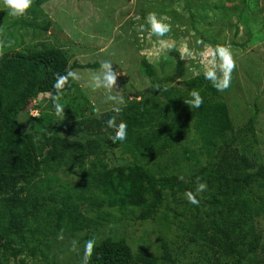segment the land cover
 I'll use <instances>...</instances> for the list:
<instances>
[{
    "label": "trees",
    "instance_id": "trees-1",
    "mask_svg": "<svg viewBox=\"0 0 264 264\" xmlns=\"http://www.w3.org/2000/svg\"><path fill=\"white\" fill-rule=\"evenodd\" d=\"M51 1L33 0L29 10ZM6 28L0 31V264H78L77 254L59 263L51 253L60 229L69 239L90 232L101 237L110 223H127L117 226L126 228L130 222H158L167 230L173 225L182 233L171 240L158 237L156 245H133L127 233L112 237L111 228L89 264H264V164L250 160L255 142L246 137L262 110L256 107L234 130L226 90L216 91L203 75L200 83L187 84L186 62L169 50L162 61L171 64L170 74L157 75L144 58L139 66L149 84L140 98L164 104L152 120L159 128H138L141 118L127 101L118 118L135 129L127 130L124 142H112L114 130L105 121L114 113H98L75 81L62 90L63 120L51 104L58 74L96 65L81 66L74 55L42 44L11 52L15 28L27 36L28 29L46 33L49 25L22 15ZM171 88L181 97L197 89L203 103L190 110L184 103L190 97L183 98L174 115L167 108L174 100L165 94ZM38 96L46 99L44 107L33 105ZM31 110L38 116L31 117ZM22 113L29 132L18 119ZM60 174L75 181H63ZM198 178L207 189L197 194L198 204H191L185 193H195ZM188 248L194 251L189 257Z\"/></svg>",
    "mask_w": 264,
    "mask_h": 264
},
{
    "label": "rangeland",
    "instance_id": "rangeland-1",
    "mask_svg": "<svg viewBox=\"0 0 264 264\" xmlns=\"http://www.w3.org/2000/svg\"><path fill=\"white\" fill-rule=\"evenodd\" d=\"M29 9L23 17L41 27L49 25L48 31L46 33L36 31L38 33L34 34L28 29L25 36L24 31L19 29L15 31V28L12 43L2 39V44L6 47L10 44L11 52L15 53L27 52L36 44L39 46L42 44L43 49L61 48L74 55L81 66L95 64V69L73 71L79 73L81 78L75 82L98 113L113 112V105L106 101L104 89L95 91L91 89L90 78L104 59L111 60L112 67L119 73L117 87L111 90L112 94L123 95L125 103L132 100L133 104L128 109L132 108V113L138 115L135 116L136 119L141 118L142 125L138 128L142 131L150 130L151 127L159 128L152 120L156 121L158 118L156 113L161 111L164 105L156 103L155 100L140 98L149 88L147 80L139 72L142 58L152 66L157 75L166 76L170 74L171 64L167 60L162 61V56L166 51L173 50L186 62L187 84L200 83L197 78L203 75L207 62L203 54L209 46L230 45L236 67L232 72L230 87L223 96L234 130L242 128L247 123L256 107L262 110L251 132L246 133V137L255 142L249 151L250 160L255 166L264 164V0H53L34 11ZM8 11L3 5V0H0V19H3L0 21V31L6 28L9 21L21 17H12ZM149 12H156L158 16L168 18L166 22L170 23L171 30L159 39L172 44L171 49L163 48L158 43V38L151 34L146 24ZM141 25H144L143 30ZM18 34L24 36L22 40ZM200 86L203 88L202 83ZM174 89L165 90V94L168 93V97L174 100L173 105L167 103V108L175 115L179 105L183 106L181 100L189 98V94L186 97L177 96ZM184 93L186 91L179 92ZM166 95L162 97V102H167ZM45 100L41 97L35 104L44 107ZM191 109L193 108L190 107ZM38 114L39 112L32 111L31 117ZM19 118L24 130L29 132L31 127L26 114H20ZM134 125H127V130L135 129ZM171 136L170 132L168 137ZM109 140L112 141L110 138ZM173 170H177L176 167ZM59 177L70 184L75 181L74 176L60 174ZM122 219L130 222L127 217ZM121 224L128 225L110 223V227H105L99 232L104 235L97 237V241L106 237V231L111 228L114 231L112 237L127 233L133 245L137 243L156 245L158 237L171 240L182 233V230L179 231L173 225L167 230L158 222L141 224L130 222L129 227L118 228L117 226ZM141 233L142 239H139ZM70 241L71 239L65 238L63 241L53 242L51 253L57 255L56 262L60 263L62 259L72 254L79 256L78 252L70 250ZM171 242L178 243L177 240ZM187 251L188 257L194 253L191 248ZM158 253L156 251L155 255Z\"/></svg>",
    "mask_w": 264,
    "mask_h": 264
},
{
    "label": "clouds",
    "instance_id": "clouds-1",
    "mask_svg": "<svg viewBox=\"0 0 264 264\" xmlns=\"http://www.w3.org/2000/svg\"><path fill=\"white\" fill-rule=\"evenodd\" d=\"M33 0H3V5L9 10L8 14L12 17H19L25 14V12L32 5ZM167 17L158 16L156 12H149L146 16V24L150 28L152 35L158 38V43L167 49L173 47L172 44L166 43L164 40L159 39L164 37L165 34L171 30L170 23L166 22ZM144 29V25H141V30ZM198 43H202L198 41ZM187 51V48H185ZM206 59V65L203 71V77L205 80L211 83V86L218 92H223L230 87L232 81V72L236 67V63L233 58L231 46L228 44H217L214 47L209 46V49L203 54ZM113 63L109 59H104L90 78V87L93 91L97 89H104L106 92L105 99L111 102L113 105L112 111L114 115L105 121L108 128L114 131L110 135L112 141L124 142L127 138V124L124 120L118 118V114L125 106V97L123 95H114L112 91L117 87L116 81L119 73L112 67ZM80 75L76 71H69L63 75H57L56 81L53 87L57 90L56 93L51 96V104L56 117L63 120V110L65 106L60 102L65 85L68 84L69 80L78 81ZM42 96H38L32 102L35 104L37 100H40ZM189 99L184 101L185 104L191 108H199L203 103V97L197 89H192L189 93ZM131 101L132 100H128ZM38 113L39 111L31 110V112ZM37 115V114H36ZM36 117V116H32ZM207 184L198 178L195 193L187 191L185 193L186 198L191 204H198L197 194L205 191ZM57 240L63 241L64 230L60 229L57 233ZM97 236L95 232L82 234L70 241V250L79 253L78 264H89L95 247L97 246Z\"/></svg>",
    "mask_w": 264,
    "mask_h": 264
},
{
    "label": "water",
    "instance_id": "water-1",
    "mask_svg": "<svg viewBox=\"0 0 264 264\" xmlns=\"http://www.w3.org/2000/svg\"><path fill=\"white\" fill-rule=\"evenodd\" d=\"M63 37V36H62Z\"/></svg>",
    "mask_w": 264,
    "mask_h": 264
}]
</instances>
